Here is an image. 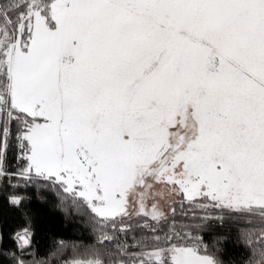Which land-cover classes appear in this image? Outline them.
Instances as JSON below:
<instances>
[{"label":"snow or ice","instance_id":"obj_1","mask_svg":"<svg viewBox=\"0 0 264 264\" xmlns=\"http://www.w3.org/2000/svg\"><path fill=\"white\" fill-rule=\"evenodd\" d=\"M0 185L110 224L86 264H225L201 235L225 220L264 264V0H0ZM34 235L0 258L29 264Z\"/></svg>","mask_w":264,"mask_h":264},{"label":"trees","instance_id":"obj_2","mask_svg":"<svg viewBox=\"0 0 264 264\" xmlns=\"http://www.w3.org/2000/svg\"><path fill=\"white\" fill-rule=\"evenodd\" d=\"M8 167L14 170L18 167L15 159V152L10 151L8 154ZM12 184H20L18 188H9L8 192H16L19 195L29 197L34 195L31 187H24L23 183L13 180ZM3 187V185H0ZM8 192L0 193V233L3 234V248L5 251L14 248L11 236L14 232L25 226L26 221L31 219L34 229V242L31 252L33 255L28 257L29 264L35 260L37 262H47V264H64L65 260L74 258L86 263L93 259V253L96 251L105 252L110 248L109 242L105 241L103 245L99 243L102 239V232L113 234L114 230L111 225L106 227L96 226L94 222L87 218L65 219L51 208L39 200L33 198L31 202H25L24 206L16 209L6 202L5 196ZM187 210V209H186ZM200 215L203 212L197 210ZM218 214V213H217ZM150 223H154L149 221ZM177 225L187 224L190 221L176 216ZM131 230L127 232V239L132 242V238H142L146 235L147 230L142 231L138 224L143 220L134 216L127 221ZM248 225L243 221L225 220L223 226L213 224L209 229L204 230L201 235L206 243L211 244L219 237H225L223 243L222 258L225 264H244L248 255L247 249L239 242L238 229L246 228ZM123 237V233H116ZM63 241L64 247L58 255H53L58 250L59 242ZM2 264H8L6 259L0 258Z\"/></svg>","mask_w":264,"mask_h":264},{"label":"rangeland","instance_id":"obj_3","mask_svg":"<svg viewBox=\"0 0 264 264\" xmlns=\"http://www.w3.org/2000/svg\"><path fill=\"white\" fill-rule=\"evenodd\" d=\"M157 199L159 200L160 205L166 210L169 206V201L171 199H175V197H171L166 189H162L161 194L159 197H157ZM150 206H151V201H148L149 209H150Z\"/></svg>","mask_w":264,"mask_h":264}]
</instances>
